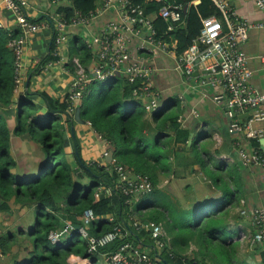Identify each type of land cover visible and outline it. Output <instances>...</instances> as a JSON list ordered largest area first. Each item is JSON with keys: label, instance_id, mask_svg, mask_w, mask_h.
<instances>
[{"label": "trees", "instance_id": "obj_1", "mask_svg": "<svg viewBox=\"0 0 264 264\" xmlns=\"http://www.w3.org/2000/svg\"><path fill=\"white\" fill-rule=\"evenodd\" d=\"M195 1L175 0L187 9L182 10L183 21L173 30H168V24L160 17L153 19L157 37L171 44L177 56L182 55L198 37L202 20L210 16L220 17L210 0H199L198 5L194 4ZM99 3L100 0H68L66 4L50 9L69 20L75 14H91ZM134 3L142 6L145 14L157 12L161 7V4L149 0H134ZM43 19L41 16L31 21ZM21 34L19 27H0V214L5 219L11 218L12 206L16 205L17 212L31 210L32 221L23 224L21 220L18 226L0 235V253L7 263L69 264L70 258H77L97 264L102 257L115 253L127 243L138 251L149 247L150 256L158 264H194L193 259L181 258L175 250L176 245L179 246L175 240L179 239L183 240V245L195 240L201 251L210 245L214 257H218L219 252H223L222 258L232 256L231 249L226 252L227 237L223 233L228 214L216 206L221 198L201 201L192 207L193 212L192 209L178 211L171 202L162 205L156 198L161 174L179 178L195 164L200 170L205 166L195 151V144L187 145L190 131L181 124L179 103L173 101L170 109L163 107L149 112L134 95L138 83L129 84L123 77L114 78L107 88L99 91L92 104L87 103L89 95L86 90L79 104V119L90 124L92 131L110 146L112 153V161H105L104 165L87 162L76 134L74 137L71 134L75 121L67 112L69 95L60 102L45 91L31 89L33 78L46 65L58 61L52 55L53 42L50 53L28 72L25 87L16 90L15 57L8 44ZM71 50L86 70L95 62V54L82 41L72 44ZM69 65L72 71L71 60ZM38 99L42 108L38 106ZM122 104L125 105L123 109ZM13 108L15 125L11 127V118L6 113ZM12 137H25L36 148L37 161L27 173L20 172L11 153ZM67 139L73 144L70 153L66 151ZM248 141L249 146L260 149L259 140ZM189 151L194 157L192 161L186 156ZM114 167L121 168L128 178L147 177L152 191L144 195H124L121 185L125 186V183L120 182ZM217 180L213 178L212 183ZM222 193L224 195L226 190ZM86 211L93 214L87 224L83 217ZM133 223L141 228L133 227ZM144 225L163 226L171 236L170 246L160 238L164 247H157L150 232L143 229ZM115 228L119 229V234L113 242L89 252L88 238L99 239ZM80 229L88 238L79 233ZM52 235L58 236L56 242H52ZM214 240L218 243L212 244ZM215 264L220 262L216 260Z\"/></svg>", "mask_w": 264, "mask_h": 264}, {"label": "crops", "instance_id": "obj_2", "mask_svg": "<svg viewBox=\"0 0 264 264\" xmlns=\"http://www.w3.org/2000/svg\"><path fill=\"white\" fill-rule=\"evenodd\" d=\"M27 2L30 8L26 13L32 20L43 16V12L53 11L50 9L53 8L50 0H27ZM231 6L240 18H245L253 23L261 20V14L255 9L252 0H231ZM115 16V12L110 10L103 13L86 28L69 27L66 30L67 41L63 44L60 57H56L58 61L46 65L33 78L31 89L45 91L50 96L63 102L65 96L69 94L74 80V70L71 71V65H69L70 60L76 59L71 50L72 44L76 45V43L81 41L86 44L95 34L100 33L107 22L114 20ZM15 22L14 15L5 9L0 0L1 27H17ZM76 38H78V41ZM51 43V32L46 29L31 36L23 52L21 67L22 88L25 87L26 77L31 68L50 53ZM140 43V39L131 40L128 46L131 57L148 63L153 69V87L159 94V105L161 107L170 109L171 102L176 101L179 103L181 124L184 128L189 129L190 135H192L191 142L189 143L188 140L187 145L195 144V151L198 152L199 158L202 159L205 165L204 169L200 170L199 166L195 164L190 167L187 174H181L179 178H174L171 174H161L159 185L157 186L158 191H166L165 194L169 193L168 196H172L173 205L172 203L171 205L178 211L192 209L197 203L207 199L215 200L221 198L216 206L224 209L225 214H228L227 227L223 233H236V235L231 240L226 238L225 245L228 246L226 252L229 253L231 249L233 255L222 258L223 252H219L220 264H264L262 246L252 242V236L256 228L251 217L255 209L264 211L263 169L254 165H241L238 151L252 147L249 146V139L244 137V134L229 132L230 123L237 121L240 124H245L248 113L232 111L231 115H229V111L226 108V93L221 88L213 87L207 83L209 77L217 76L216 68L213 71L196 68L190 79H185L175 70L174 60L167 55H148L137 52V47ZM242 50L250 58L248 66L253 72L249 85L253 89L263 92L264 73L262 70L263 64L260 60V56L264 55V36L262 31L250 30L248 40L242 46ZM211 66L212 62L207 64V67ZM207 71L210 73L206 74ZM194 73H197V75H194ZM27 79H29V76ZM22 88L18 89V91H21ZM86 90H88V87ZM86 94L88 95L89 91ZM37 103L42 108V105L39 104V99ZM11 111L15 113V108L11 109ZM11 119L9 124L11 123L10 126L13 127L15 123L12 124ZM84 122H75L71 126L74 136L76 134L80 142L83 158L87 162L91 161L87 160L83 154V152L91 149L90 154L94 157L91 162L101 163V159L105 162V157L111 152L108 148L110 146L92 131L88 122ZM261 126L262 124H257L252 126V128L255 129ZM72 145L71 139L65 141L67 153L72 151ZM186 156L190 161L194 159L190 151ZM87 157H90V155H87ZM204 170L209 172L210 177L204 175ZM213 178L218 179L216 183H212ZM221 183L227 188L224 195L222 193L223 189H219ZM193 202L195 203L191 207ZM243 211L245 212L242 213ZM11 226L9 224V227L7 225L5 229L12 230L11 228L15 227ZM165 234V238L162 239L170 246L171 236L166 232ZM182 241L180 239L175 240V243L179 245H176L175 250L181 255V258L193 259L194 264H197V261L198 264H215L217 257L212 255L210 245L201 251L195 240L189 241L186 245H183ZM216 243H218L217 240L212 241V244ZM141 251L151 255L149 247H142ZM227 259L231 260L226 262L225 260ZM68 262L69 264H90L86 260L77 258H70ZM9 263L0 253V264ZM97 264L109 263L102 257Z\"/></svg>", "mask_w": 264, "mask_h": 264}, {"label": "built area", "instance_id": "obj_3", "mask_svg": "<svg viewBox=\"0 0 264 264\" xmlns=\"http://www.w3.org/2000/svg\"><path fill=\"white\" fill-rule=\"evenodd\" d=\"M67 1L53 0L50 3L54 7L58 4H66ZM149 1L161 4L160 9L152 14H145L143 7L134 3V0H100L96 9L86 16L75 14L69 20H65L56 12L46 11L42 13L44 16L42 21L32 22L26 13L30 8L27 0H1L5 9L14 15L15 23L22 33L18 39L8 44L15 57L16 90L23 86L21 76L23 52L32 35L45 29L50 31L54 47L52 54L59 58L63 44L67 41L66 30L69 27L86 28L103 13L112 10L116 14L115 19L107 22L99 34H95L86 42L87 48L95 54V62L86 70L77 58L71 60L74 80L68 94V116L73 117L89 84L94 81L109 84L116 77L125 78L129 84L138 83L134 95L144 104L147 111L155 112L163 108L159 105V94L153 87V69L148 63L131 57L129 52L128 46L131 40L140 39L137 52L167 55L174 60L175 70L185 79H190L196 68L208 71L216 68L217 76L209 77L207 83L221 88L226 93V108L229 115L232 111L248 113L246 123L232 121L229 132L244 134L248 139H264V91L259 92L249 85L253 72L248 66L250 58L242 50L250 30H261L264 36V0H252L255 9L261 14V20L255 23L237 16L231 6V0H210L220 17L210 16L202 20L198 37L179 56L175 54L171 44L157 37L153 19L155 16L160 17L168 24V30H173L183 21L182 5L175 3V0ZM260 60L264 73V55L260 56ZM210 62L212 66L207 67ZM257 124L262 126L253 129L252 126ZM238 155L242 166H259L264 173V153L261 149H240ZM114 170L120 182L125 183V186L121 185L124 195H144L152 191L151 182L147 177L128 178L121 168L114 167ZM83 217L84 223L87 224L93 218V214L91 211H86ZM251 217L256 228L252 242L262 246L264 260V211L255 209ZM133 227L141 228L137 223H133ZM143 229L150 232L157 247H164L160 238H165L166 234L161 225H144ZM79 233L84 238H88L83 229H80ZM118 234L119 229L115 228L99 239L88 238L89 252H95L97 248L110 244ZM57 238L58 236L52 235V242H56ZM170 257L174 258L171 254ZM105 259L109 264H158L155 258L145 252L132 249L127 243L115 253L105 255Z\"/></svg>", "mask_w": 264, "mask_h": 264}, {"label": "rangeland", "instance_id": "obj_4", "mask_svg": "<svg viewBox=\"0 0 264 264\" xmlns=\"http://www.w3.org/2000/svg\"><path fill=\"white\" fill-rule=\"evenodd\" d=\"M108 87V82H101V81H96L95 83H92V84H89L88 86V91H89V96L87 97L89 102H87L88 104H92L94 102V100L96 99V97L98 96V92L107 88ZM40 104V103H39ZM122 106V109L125 107L124 104L121 105ZM40 108V106H39ZM7 115L6 116H9L10 118L12 117L11 119V122L12 124L15 123V113H13V111L9 110L7 111L6 113ZM11 124V123H10ZM91 149H88V151L86 152H83L84 154V157H86L87 160H94L93 156L90 154ZM36 148L35 146L30 143V141L23 137V138H19V137H12L11 138V153L13 155V157L15 158L16 162L18 163V167L20 169V172L23 174V173H27L29 172V170H31V168L34 166L33 164L37 161V157H36ZM87 155H90V157H87ZM72 161V160H71ZM89 161V162H91ZM101 165H104V161H100ZM71 166H72V162H71ZM208 171L205 172V174H207V176H209V172L207 173ZM219 189H227L226 186L224 184L221 183ZM159 190V189H158ZM166 191L162 192V191H157V200H158V203L162 204V205H168L169 202L172 203V196H168L169 193L165 194ZM195 202H193V204H191V207L194 205ZM173 204V203H172ZM13 208V214H12V217L11 218H8V219H5L3 217L2 214H0V223H1V226H0V234L2 232H4L6 229L5 227L8 225L9 227V224L12 225V226H18L17 224H19L21 222V220L23 221L22 223L23 224H28L32 221V214H31V210H27V209H22L20 210L19 212H17V206L16 205H13L12 206ZM191 209V208H190ZM188 209V210H190ZM187 210V211H188ZM193 211V209L191 210V212ZM11 226V227H12ZM13 228V227H12ZM11 228V229H12ZM225 236L231 240V238H234V235H236V233H224ZM227 239V240H228ZM212 249V248H211ZM220 257H217V260L220 261ZM87 264V263H86Z\"/></svg>", "mask_w": 264, "mask_h": 264}, {"label": "water", "instance_id": "obj_5", "mask_svg": "<svg viewBox=\"0 0 264 264\" xmlns=\"http://www.w3.org/2000/svg\"><path fill=\"white\" fill-rule=\"evenodd\" d=\"M200 3V1L199 0H197V1H195V5H198ZM186 9H187V7L185 6L184 8H183V11L185 12L186 11ZM207 73H210V72H206V74ZM194 75H197V73H194ZM79 115H80V107H77L76 109H75V111H74V115H73V120L75 121V122H81V123H85L84 121H80V119H79ZM242 118V117H241ZM71 134H72V136H74V131H73V129H71ZM191 136L192 135H190V139H189V143L191 142ZM259 143H260V149H261V151L264 153V139H260L259 140ZM105 161L106 162H111L112 161V154H111V152L105 157Z\"/></svg>", "mask_w": 264, "mask_h": 264}]
</instances>
